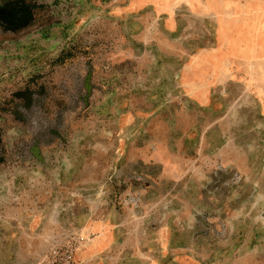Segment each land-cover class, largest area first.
Masks as SVG:
<instances>
[{
    "label": "rangeland",
    "instance_id": "rangeland-1",
    "mask_svg": "<svg viewBox=\"0 0 264 264\" xmlns=\"http://www.w3.org/2000/svg\"><path fill=\"white\" fill-rule=\"evenodd\" d=\"M0 7V264H264V0Z\"/></svg>",
    "mask_w": 264,
    "mask_h": 264
},
{
    "label": "flooded vegetation",
    "instance_id": "flooded-vegetation-1",
    "mask_svg": "<svg viewBox=\"0 0 264 264\" xmlns=\"http://www.w3.org/2000/svg\"><path fill=\"white\" fill-rule=\"evenodd\" d=\"M0 13H1V14L4 13V8L0 7ZM0 19H3V18L0 17ZM22 24H23V23H22Z\"/></svg>",
    "mask_w": 264,
    "mask_h": 264
}]
</instances>
